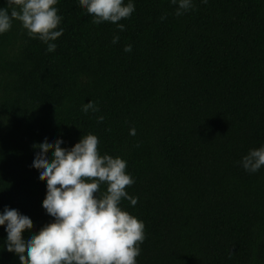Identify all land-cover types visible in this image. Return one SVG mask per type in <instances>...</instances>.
Listing matches in <instances>:
<instances>
[{
  "label": "trees",
  "instance_id": "16d2710c",
  "mask_svg": "<svg viewBox=\"0 0 264 264\" xmlns=\"http://www.w3.org/2000/svg\"><path fill=\"white\" fill-rule=\"evenodd\" d=\"M133 2L119 31L59 0L51 53L18 21L0 34V212L27 215L25 236L50 222L32 146L91 133L134 178L137 204L120 206L145 226L137 264H264V167L239 164L264 145V0H194L179 17L169 0ZM89 100L99 112L81 111ZM0 264L19 261L0 247Z\"/></svg>",
  "mask_w": 264,
  "mask_h": 264
},
{
  "label": "clouds",
  "instance_id": "9594fccd",
  "mask_svg": "<svg viewBox=\"0 0 264 264\" xmlns=\"http://www.w3.org/2000/svg\"><path fill=\"white\" fill-rule=\"evenodd\" d=\"M59 0H5L0 7V34L20 22L29 38L46 45L47 53L54 52V41L63 34L58 28L62 17L57 14ZM93 24L109 22L119 31L125 26L118 23L135 11L133 0H77ZM175 6L174 14L182 16L194 10V0H169ZM206 4L207 0H200ZM165 17L161 16L163 20ZM119 42L113 35L112 44ZM130 53L132 45L123 47ZM85 114L99 112L89 100L81 105ZM102 123V115L95 117ZM136 134L135 128L129 135ZM62 139L44 140L32 147L36 150L30 167L37 170V178L45 181L41 207L51 221L38 231H24L32 226L31 219L16 209L5 206L0 212V226L6 233L3 250L13 253L19 264H137L140 245L145 239L144 223L121 208V201L130 206L137 198L128 195L126 187L134 178L125 170L126 160L105 153L99 154L98 138L88 133L70 148L61 147ZM46 150H50L48 154ZM249 174L264 167V145L249 149L239 161ZM101 185L104 191H101Z\"/></svg>",
  "mask_w": 264,
  "mask_h": 264
}]
</instances>
